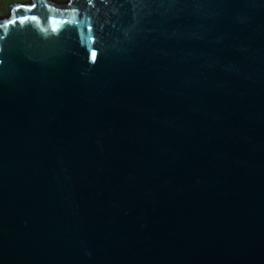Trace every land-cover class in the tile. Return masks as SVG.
<instances>
[{
  "label": "water",
  "instance_id": "water-1",
  "mask_svg": "<svg viewBox=\"0 0 264 264\" xmlns=\"http://www.w3.org/2000/svg\"><path fill=\"white\" fill-rule=\"evenodd\" d=\"M0 264H264V0L10 6Z\"/></svg>",
  "mask_w": 264,
  "mask_h": 264
},
{
  "label": "snow or ice",
  "instance_id": "snow-or-ice-1",
  "mask_svg": "<svg viewBox=\"0 0 264 264\" xmlns=\"http://www.w3.org/2000/svg\"><path fill=\"white\" fill-rule=\"evenodd\" d=\"M18 7H23V6H18ZM29 7H35V5L33 4V5L29 6ZM18 19H19V22H20V23H24L26 20L29 19V17H27V16H21V17H19ZM31 19H32V20H36V19H38V18H37L36 16H32ZM52 19H53L52 17H49V21H50V22L52 21ZM16 23H17V21H16V20H12V19H9V20L6 21V24H7V25H15ZM52 31L55 32V31H57V29H56V28H53ZM91 56H92L93 59H95L96 56H97V53H96L95 51H93V52L91 53Z\"/></svg>",
  "mask_w": 264,
  "mask_h": 264
},
{
  "label": "rangeland",
  "instance_id": "rangeland-1",
  "mask_svg": "<svg viewBox=\"0 0 264 264\" xmlns=\"http://www.w3.org/2000/svg\"><path fill=\"white\" fill-rule=\"evenodd\" d=\"M25 1H27V0H0V17L7 15V12H8L7 7L12 2L21 3V2H25ZM53 1L64 2L65 0H53Z\"/></svg>",
  "mask_w": 264,
  "mask_h": 264
},
{
  "label": "flooded vegetation",
  "instance_id": "flooded-vegetation-1",
  "mask_svg": "<svg viewBox=\"0 0 264 264\" xmlns=\"http://www.w3.org/2000/svg\"><path fill=\"white\" fill-rule=\"evenodd\" d=\"M28 1H29V0H27V1H25V2H21V3H15V2H12L11 4L8 5L7 8L9 9V7H10V6H13L14 4H27ZM7 14H8V12H7Z\"/></svg>",
  "mask_w": 264,
  "mask_h": 264
}]
</instances>
